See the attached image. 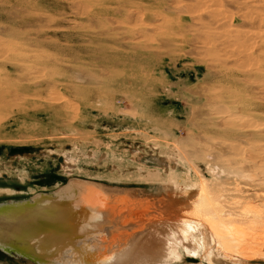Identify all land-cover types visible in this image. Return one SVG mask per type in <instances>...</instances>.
<instances>
[{
	"label": "rangeland",
	"instance_id": "obj_1",
	"mask_svg": "<svg viewBox=\"0 0 264 264\" xmlns=\"http://www.w3.org/2000/svg\"><path fill=\"white\" fill-rule=\"evenodd\" d=\"M70 179L264 211V0H0V203ZM253 233L226 264H264Z\"/></svg>",
	"mask_w": 264,
	"mask_h": 264
},
{
	"label": "bare ground",
	"instance_id": "obj_2",
	"mask_svg": "<svg viewBox=\"0 0 264 264\" xmlns=\"http://www.w3.org/2000/svg\"><path fill=\"white\" fill-rule=\"evenodd\" d=\"M204 185L179 194L168 182L154 196L70 179L56 198L0 203V251L39 264H169L178 255L167 231L187 252L208 247L214 264L237 260L246 243L255 245V228L264 233V211L232 202L229 191L217 199Z\"/></svg>",
	"mask_w": 264,
	"mask_h": 264
},
{
	"label": "water",
	"instance_id": "obj_3",
	"mask_svg": "<svg viewBox=\"0 0 264 264\" xmlns=\"http://www.w3.org/2000/svg\"><path fill=\"white\" fill-rule=\"evenodd\" d=\"M68 182H69V180L64 184V185H62L61 187H59L58 189H56V190H54V191H52V192H49L48 194H44V195H46V196H44V195H41V196H44V197H46V198H48V199H51V198H56L57 197V195H58V191L61 193V191L63 190L62 188L63 187H65V186H67V184H68ZM70 189V188H69ZM73 189V188H72ZM70 191H71V189H70ZM59 193V194H60ZM32 199V198H31ZM30 199V200H31ZM32 201V200H31ZM33 203V202H32ZM3 252V251H2ZM3 253H5L6 255H8V256H13L14 255V257H20V258H22V259H26V260H28V261H30V262H32V263H34V264H39L38 262H36V261H34V260H32V259H30V258H28L27 256H24V255H20V254H17L16 252H14V251H10V253H7V252H3Z\"/></svg>",
	"mask_w": 264,
	"mask_h": 264
}]
</instances>
